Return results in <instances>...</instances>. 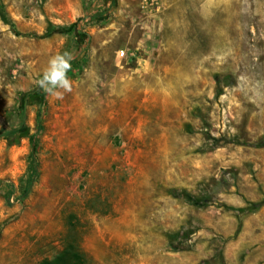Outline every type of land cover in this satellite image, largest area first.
<instances>
[{"label":"rangeland","instance_id":"1","mask_svg":"<svg viewBox=\"0 0 264 264\" xmlns=\"http://www.w3.org/2000/svg\"><path fill=\"white\" fill-rule=\"evenodd\" d=\"M63 250L264 264V0H0V264Z\"/></svg>","mask_w":264,"mask_h":264},{"label":"clouds","instance_id":"2","mask_svg":"<svg viewBox=\"0 0 264 264\" xmlns=\"http://www.w3.org/2000/svg\"><path fill=\"white\" fill-rule=\"evenodd\" d=\"M70 60L71 56L68 53L51 58L49 68L45 71L43 79L39 81L45 91L50 92L56 87L71 91V83L66 76V72L71 68ZM54 95L59 96L60 93L55 92Z\"/></svg>","mask_w":264,"mask_h":264},{"label":"trees","instance_id":"3","mask_svg":"<svg viewBox=\"0 0 264 264\" xmlns=\"http://www.w3.org/2000/svg\"><path fill=\"white\" fill-rule=\"evenodd\" d=\"M75 33H76V35H79V33L77 31ZM27 94H28L27 92L22 93V97L27 96ZM39 126H40V117H38V120H37V128H39ZM30 140H31L32 146H34L33 135L30 136ZM33 167H34L33 155H31L30 168L33 169ZM80 256L81 255H79L77 252L70 251V250H63L55 258H53L51 260H45L43 262V264H74V263H71L70 261H68L69 257H71L75 263L79 264L81 262L80 259L82 257V256L81 257Z\"/></svg>","mask_w":264,"mask_h":264},{"label":"built area","instance_id":"4","mask_svg":"<svg viewBox=\"0 0 264 264\" xmlns=\"http://www.w3.org/2000/svg\"><path fill=\"white\" fill-rule=\"evenodd\" d=\"M120 55L121 56H123L124 55V51L122 50V51H120Z\"/></svg>","mask_w":264,"mask_h":264}]
</instances>
